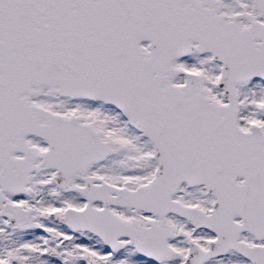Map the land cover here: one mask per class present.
<instances>
[{
	"label": "snow or ice",
	"instance_id": "1",
	"mask_svg": "<svg viewBox=\"0 0 264 264\" xmlns=\"http://www.w3.org/2000/svg\"><path fill=\"white\" fill-rule=\"evenodd\" d=\"M0 264H264V0H0Z\"/></svg>",
	"mask_w": 264,
	"mask_h": 264
}]
</instances>
